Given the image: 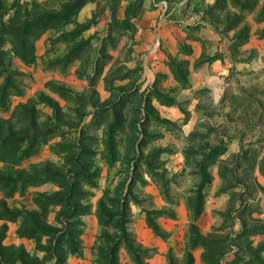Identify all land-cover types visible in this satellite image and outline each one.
<instances>
[{
	"label": "rangeland",
	"instance_id": "1",
	"mask_svg": "<svg viewBox=\"0 0 264 264\" xmlns=\"http://www.w3.org/2000/svg\"><path fill=\"white\" fill-rule=\"evenodd\" d=\"M85 253L264 264V0H0V264Z\"/></svg>",
	"mask_w": 264,
	"mask_h": 264
},
{
	"label": "crops",
	"instance_id": "2",
	"mask_svg": "<svg viewBox=\"0 0 264 264\" xmlns=\"http://www.w3.org/2000/svg\"><path fill=\"white\" fill-rule=\"evenodd\" d=\"M150 24V23H149ZM150 27H153L152 24L149 25ZM168 27H170V25H167L166 23H162L160 24V28H161V36H163L164 38H168V36L166 35V33L164 32L166 29L168 30ZM95 230H87V236H85L84 241H85V245H88V241L92 240V236L91 234L94 233ZM135 233L139 236V241L144 244V245H148L151 247H156L157 245H159L157 243L156 238H154L151 230H149L145 225H142L139 230H135ZM148 237L149 240H146L145 238ZM143 238V239H142ZM153 239V240H152ZM157 252H160V250H157ZM160 256L159 255H155L154 258L152 259L150 264L153 263H158ZM67 264H91V259L90 256L87 255L86 253L83 255V257L79 258V259H73V258H69V260L67 261Z\"/></svg>",
	"mask_w": 264,
	"mask_h": 264
},
{
	"label": "trees",
	"instance_id": "3",
	"mask_svg": "<svg viewBox=\"0 0 264 264\" xmlns=\"http://www.w3.org/2000/svg\"><path fill=\"white\" fill-rule=\"evenodd\" d=\"M201 207H202V201L200 200L196 206V209H195V213H194V218L196 219L200 213H201ZM160 215V214H159ZM149 226L153 229V231L155 232L156 235H159V230L157 227H155L149 220Z\"/></svg>",
	"mask_w": 264,
	"mask_h": 264
}]
</instances>
